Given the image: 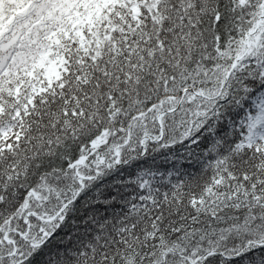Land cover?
<instances>
[{"label": "trees", "instance_id": "trees-1", "mask_svg": "<svg viewBox=\"0 0 264 264\" xmlns=\"http://www.w3.org/2000/svg\"><path fill=\"white\" fill-rule=\"evenodd\" d=\"M263 14L0 0V264H264Z\"/></svg>", "mask_w": 264, "mask_h": 264}, {"label": "rangeland", "instance_id": "rangeland-1", "mask_svg": "<svg viewBox=\"0 0 264 264\" xmlns=\"http://www.w3.org/2000/svg\"><path fill=\"white\" fill-rule=\"evenodd\" d=\"M264 123V116L259 114L258 116H254L247 122V130L249 132H253L258 129L259 126H261ZM45 232H41V236L44 235ZM16 239V238H15ZM28 245L19 246L20 248L26 250ZM18 247V248H19Z\"/></svg>", "mask_w": 264, "mask_h": 264}, {"label": "water", "instance_id": "water-1", "mask_svg": "<svg viewBox=\"0 0 264 264\" xmlns=\"http://www.w3.org/2000/svg\"><path fill=\"white\" fill-rule=\"evenodd\" d=\"M262 17H264V14H263V15H260V16L258 17L257 21H259ZM245 53H246V49H245V51L243 52V54H242L240 57H238V58L233 62V64L231 65L229 71H228L227 74H226V77L229 75V72H230L231 69L235 66V64L237 63V61H238L241 57H243V56L245 55ZM185 90H186V89H185ZM185 90L182 91V95L184 94ZM219 93H220V90H219L218 93H217L216 95H214L212 98L216 97ZM181 99H182V96L180 97L179 102L181 101ZM71 199H72V198H71ZM71 199H70V200H71ZM70 200L67 201L66 204H68V202H70ZM54 217H55V216H54ZM54 217H52V218H48V219L40 218V220H41V221H44V222H48V221H51ZM25 222L27 223V220H26ZM14 251H15V250H14Z\"/></svg>", "mask_w": 264, "mask_h": 264}]
</instances>
